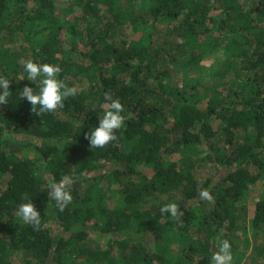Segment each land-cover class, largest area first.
Wrapping results in <instances>:
<instances>
[{
    "label": "trees",
    "instance_id": "trees-1",
    "mask_svg": "<svg viewBox=\"0 0 264 264\" xmlns=\"http://www.w3.org/2000/svg\"><path fill=\"white\" fill-rule=\"evenodd\" d=\"M7 1L0 0V31L21 34L31 60L59 66V78L77 91L64 107L37 115L20 91L25 84L38 90V82L26 80L21 51L2 47L0 75L11 81V95L0 105V264H13L19 253L24 264H214L220 239H228L233 252L246 236L234 203L252 186L264 188V0H255L248 11L236 0H134L137 9L130 0H16L4 18ZM158 19L176 53H193L196 43L209 40L213 25L242 34L241 43L233 35V47L225 45L239 62L227 63L235 85L227 83L226 95L209 98L202 109L184 91L170 105L142 93L155 83L163 88L165 71L146 49ZM78 22L85 25L81 31ZM124 28L138 37L126 40ZM80 77L87 78L86 88L78 89ZM106 93L119 98L125 126L115 130V141L91 148L84 133L109 109ZM7 132L63 137L66 154L6 140ZM219 134L221 152L212 143ZM197 150L214 167L202 182L192 173ZM65 177L73 199L60 211L51 184ZM91 179L116 183L121 202L114 206L94 196ZM201 189L212 199L201 198ZM171 190L183 197L178 217L160 211ZM25 197L40 211L38 228L18 215ZM145 204L149 210H129ZM249 227L261 236V262L251 264H264V196L255 203ZM175 239L184 243L175 246Z\"/></svg>",
    "mask_w": 264,
    "mask_h": 264
},
{
    "label": "rangeland",
    "instance_id": "rangeland-1",
    "mask_svg": "<svg viewBox=\"0 0 264 264\" xmlns=\"http://www.w3.org/2000/svg\"><path fill=\"white\" fill-rule=\"evenodd\" d=\"M64 0L63 5H69L70 0ZM241 4L245 10H249L253 5L255 0H236ZM122 4V0H118ZM131 7L137 9V6L134 4V0H130ZM16 0H8L7 7L8 13L4 15V18H7L11 11L14 8ZM106 7V6H105ZM104 7V12H107V9ZM126 11L129 13L131 8H126ZM69 18H73L76 14L73 11ZM138 14V13H136ZM145 17L146 23H150V16L143 14ZM218 19L217 16H215ZM130 18V17H129ZM129 21H126L128 24ZM164 21L158 19L154 26L151 28V42L147 46L148 57L157 60L159 65L157 66L159 71L164 70L161 75V84L163 85V91L155 83L151 86L150 89L142 90V93L147 96L150 100H155L157 98H165L168 105L170 103L177 101L179 92L184 91L187 97H189L188 102H192L197 107L205 109L206 101L211 97H220L226 95L227 93V83H230L231 87L235 85L233 78L230 77L229 70L226 67L227 63L232 62L234 65L239 66V62L235 54L231 53L234 50H228L225 48L227 42L231 44V37L235 35L240 43L244 41V38L241 33L233 34L230 30V27L218 29L216 25L212 27V33L209 37V40L206 42L196 43V48L191 53L190 51L174 52L172 51L171 38L167 36L164 26ZM84 26L81 22L77 23L78 30L84 29ZM129 29V30H127ZM135 30L130 28L122 29V34L126 40H132L131 38H137L139 33L135 34ZM23 36L19 35H10L9 32L0 31V56H2L3 46L4 49H9L11 51H21L20 56L18 57L19 63L22 64L31 59L32 54L31 50L28 49L23 42ZM242 45V44H241ZM239 47V46H238ZM238 51V50H237ZM74 58V56H72ZM78 89L82 86L84 88L88 85V80L86 77L79 78ZM81 85V86H80ZM163 95H166L165 97ZM3 138L6 140L13 139L19 142L34 144L41 147H55L57 150V156L65 155V146L67 139L60 138H46L41 136H34L23 132H7L4 133ZM2 136L0 137V141ZM215 150L221 152L225 146L224 138L222 134H219L212 141ZM194 167L192 170L193 175L195 176L198 182H202L205 179L211 177L214 173V167L208 161L203 159L204 153L201 150H197L194 153ZM264 156V154H263ZM72 161V159H71ZM91 185H93L92 194L97 198L102 197L105 202L111 205H118L121 202V196L119 193V186L114 182H108L102 180L97 182V180H90ZM87 187L88 181L84 183ZM264 196V188L261 186H252L247 193L242 197L237 199L234 203L237 216V224L240 225L239 228L243 233V239L241 242H236L234 251L232 252L233 259L232 264H251L260 263L261 258L257 256V249L261 242V236L255 235L251 232L249 223L253 210L255 207L256 201ZM182 195L177 190H171L168 194L162 197V200L165 204L176 203L180 205L182 203ZM151 204V203H150ZM150 204L145 205H135L129 208L131 212L146 211L149 210ZM240 231V230H239ZM246 237V238H245ZM108 239L107 237L103 240ZM175 246L178 244L184 243V240L175 239ZM22 253L13 257V264H24L22 260ZM82 260V259H81ZM259 261V262H258ZM80 264H89L86 261H79Z\"/></svg>",
    "mask_w": 264,
    "mask_h": 264
},
{
    "label": "clouds",
    "instance_id": "clouds-1",
    "mask_svg": "<svg viewBox=\"0 0 264 264\" xmlns=\"http://www.w3.org/2000/svg\"><path fill=\"white\" fill-rule=\"evenodd\" d=\"M23 72L27 75V81H36L39 85L38 90H35L25 84L20 91V96L32 105V111L36 112L37 115L51 113L58 108L64 107L67 98L76 94L77 89L75 87H69L59 78L58 74L61 69L57 65L36 63L29 59L23 63ZM10 83L8 76L0 75V105L9 102L11 95L9 91ZM105 95L110 100L109 109L99 118L96 126L90 127L89 131L84 133L91 148H104L111 141H115L117 139L115 130L125 126V118L122 114L124 107L119 98L112 99L109 94L106 93ZM70 183V178L65 177L63 180L51 184V199L54 201L55 207L60 211H63L73 199L68 190ZM200 197L206 200L212 199V195L207 189H201ZM25 199L27 202L19 205L18 215L24 223L31 225L34 229L38 228L41 222L40 211L31 199L27 197ZM160 211L162 214L167 213L172 217H178L183 214L176 203L165 204ZM216 247L217 251L212 255L214 264H232L233 255L230 241L228 239H220Z\"/></svg>",
    "mask_w": 264,
    "mask_h": 264
}]
</instances>
